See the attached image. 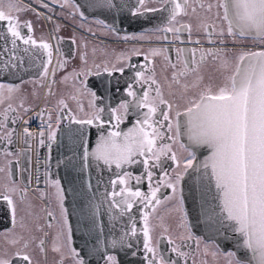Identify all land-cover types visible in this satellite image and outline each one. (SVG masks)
I'll list each match as a JSON object with an SVG mask.
<instances>
[{"label": "snow or ice", "instance_id": "1", "mask_svg": "<svg viewBox=\"0 0 264 264\" xmlns=\"http://www.w3.org/2000/svg\"><path fill=\"white\" fill-rule=\"evenodd\" d=\"M55 2L56 0H53V3ZM148 2L149 0H137L138 7L132 12V15L138 16L146 12L167 11L169 13L168 26L163 29H157V31L175 34L184 29L189 34L191 33L190 24L181 25L180 28L175 27L177 17L188 14V0H182V2L181 0H159L161 5H171L170 8L162 7L159 9L146 7ZM68 3L69 0H64V5ZM42 6L48 7L46 4ZM9 7L15 8V5L10 4ZM93 7L110 10L117 8L118 5L114 3V0H95ZM212 7L213 5L209 4L208 10L210 11ZM216 7L222 9L223 14L220 18L227 22L226 34L233 38V43L250 37L254 41L264 44V0H217ZM16 11H21V9L16 8ZM192 11L195 12V8ZM80 15L83 16V13H80ZM0 22L6 23L7 33L12 38V49L5 48L4 50L6 52L11 51L8 64L16 67L17 65L13 63V60H19L23 64V60L15 55L17 40H21L25 45L31 44L33 46H36L37 42L30 35H23L20 31L21 25L18 18L2 9H0ZM96 23L108 28L109 31H117L115 27L106 25L103 20H97ZM23 27L27 28L28 32L32 31L30 22H25ZM209 27L204 25V30L209 38L208 42L215 44L216 40L212 39V37L213 35H218L220 37L219 42L223 44L225 30L221 28L218 33H215L214 31H209ZM57 30H59V26H57ZM128 38V36L124 37V39ZM131 38L135 39L137 37L133 36ZM140 38L143 37L141 36ZM167 38V36L164 37V39ZM176 39H180V37L176 36ZM192 42L199 43L198 40ZM38 47L43 49L48 57L43 70V75L46 76L48 74L47 64L51 63L53 55L52 45L47 42H41ZM24 51L27 52L29 49L25 48ZM186 51L191 52V63L196 64L195 57L198 50L195 48L190 50L178 48V58ZM220 53V49L199 50L200 61L203 62L207 56L216 59ZM151 54L155 56L160 53L159 50L152 49ZM81 59H84V57H81ZM234 60L235 69L231 75L226 77L222 86H219L215 91L210 86L205 88L199 94L198 99L191 100L183 113L177 110L174 117L171 115L173 105L164 99L159 86L155 89V96H152L150 94L151 85H149V90H145L142 95H138L133 88V84H128L126 92L127 96L132 97V100H123L118 107H107L109 119L105 121L103 114L106 111V107L97 106L96 101L99 99L97 93L87 88L85 84V88L92 97L90 107L94 111L86 119H76L75 117H70V119L81 126L94 125L97 128H103L107 123L114 129H119L120 125L128 118L130 108L134 107L137 111L139 109H147L143 113V118L137 119L127 131L115 130L110 131L107 136L100 135L91 152L88 151L87 141L85 140L84 142L83 160L85 166H87L89 157H92L97 162H103L109 169H111L112 165H115L116 169H123L125 165L137 163L143 165L144 172L139 176L133 177L132 173L126 171L122 174L118 173L116 179L110 181L113 190L110 193H105V197L108 200L109 213L111 214L113 209H118L120 216H124L126 213L131 212L137 202L143 204L144 208H148L153 202L159 204L160 200L157 194L161 186L172 189L173 194L177 192L183 173L177 172L173 178L165 179L168 177V172L164 171V176L153 187L151 181L154 173L151 169L153 167L163 168L161 158L165 156L169 160L177 162V166H179L177 156L172 150V145L159 142L165 139V133L161 130L165 127L169 133L175 129L174 135L168 136L167 139L172 140L173 143L176 142L181 135L182 124L180 117L183 115L186 118L183 123V135L187 136L189 145L206 146L210 149V155L201 162L200 166L206 170V174L207 170L210 169L211 178L215 181V188L218 193V196L213 199L218 198L220 203L218 212L214 207L207 210L211 214L209 219H212L213 215L215 216L217 232H221L222 229L225 231L230 229L232 232L238 233L243 241V249L251 253L255 264H264V49L257 51L240 50L235 54ZM184 63L185 71H187L189 61L186 60ZM228 63L229 61L225 59L223 66L227 67ZM60 66L63 67V64ZM129 67L134 66L130 65ZM198 67L197 65L191 71H197ZM115 70L121 73L124 72V68ZM105 71H108V69L105 68ZM89 74L91 73H77V75ZM183 74L185 73L182 72L181 75ZM176 79V73H173V80ZM149 80L151 84L157 83L153 76L145 77L143 71H135V83H148ZM4 89L5 85L0 84V103L3 102ZM17 90L13 86H7L8 93ZM59 103L67 107L63 100H60ZM162 105L168 111L162 110ZM8 110L14 111L10 104L6 111ZM81 111H83L82 107ZM157 113L160 114L162 119H156ZM0 115L4 116V120H7L6 114ZM112 121H115V123L113 124ZM12 122L15 123V120ZM164 122H167V124L165 125ZM24 123H27V121ZM4 127L6 125L0 122V128ZM24 133L26 136L32 135L28 128H24ZM13 134L14 130H9L0 139H6L8 143H11ZM40 136L43 137L44 133L40 132ZM81 136H84L82 131ZM48 138L53 140L55 132L49 131ZM40 144H44L43 139L40 140ZM181 148L188 152V158L184 161V170L187 171L188 168L193 167L196 154L183 144H181ZM138 157H143L144 159L138 160ZM145 178L149 181L148 193L142 192L139 188L133 190L129 184L131 179H135L136 183L139 184ZM54 183L58 189L57 195L61 203L63 216L62 230L57 234V240H66L76 264H86L80 252L76 248L71 247L72 228L68 223L67 210L63 207L62 189L59 187L58 180ZM117 186H120L119 190H117ZM15 191V187L6 186L3 192H0V198L7 202L12 213L13 223H15V206L11 194ZM180 204L182 210V200ZM89 206L92 209L90 213L91 227L87 228V234L91 235L97 229L102 232L103 225L99 219L100 205L89 202V205L85 207ZM48 215L52 216L53 214L49 212ZM148 216L149 213L147 212H144L142 216L144 221L143 249L146 253H150L151 256H145L144 258L147 264H156L157 259L159 264H169L162 255H158L156 248L151 244V229ZM112 219H115V217L113 216ZM129 220H132L131 216ZM182 223L187 226L186 214L182 217ZM136 235L137 228L135 222H133L129 231L124 232L119 238L111 239L110 247L112 249L118 247L131 249L133 246L128 243V238ZM187 238L193 239L197 245L199 244V238L193 237L191 232H189ZM225 239L227 240V237ZM96 242L97 245L103 243L99 236L96 237ZM43 243V240H41L40 246L42 250ZM88 243V240H85L86 248ZM169 243L171 244L173 241L169 240ZM24 246L27 248V243ZM54 250L60 251V248L54 246ZM88 250L90 253L95 254L99 251V248L94 245ZM172 251L177 252L179 256L187 255L181 252L179 247H174ZM136 254L135 251L131 253L133 257ZM226 255L231 258L236 257V253L233 251H228ZM17 256L30 264V257L27 254L21 256L20 253H17ZM101 259L104 264H120L116 255L102 254ZM0 264H11V261L0 259ZM170 264H176V262L171 261ZM236 264H243V262L240 259H236ZM249 264H251V261H249Z\"/></svg>", "mask_w": 264, "mask_h": 264}, {"label": "flooded vegetation", "instance_id": "2", "mask_svg": "<svg viewBox=\"0 0 264 264\" xmlns=\"http://www.w3.org/2000/svg\"><path fill=\"white\" fill-rule=\"evenodd\" d=\"M134 2L133 5H136L137 0ZM188 2V14L178 16L175 27L180 28L181 25L190 24L191 33L189 34L187 30L181 29L179 33L174 34L171 32L157 31V29H163L168 26L169 13L167 11L146 12L143 15L134 16L136 18L134 20L137 24H142L152 18V22H149L150 20L145 22L144 25L146 26H143L141 30L137 31V33L132 31V28H127V26L123 28L115 27L117 31L112 32L103 25L96 23L97 19L95 18H92L91 20H83L77 10V4L74 2L72 3L71 0H69L67 5H64V0H58L57 4L60 8H72L75 17H71L70 20H73L75 23L74 25L76 26L72 27V29L67 28L65 33H62L61 41L68 44L66 52H68L70 58L66 60L65 67L62 70V77H60L59 72L61 69L60 65L63 62V53H60V56L55 57L54 66L50 74V77L53 79L57 77L56 84L50 92L52 105L51 109L48 110L50 112L49 116L54 132L56 133L61 126L68 127L71 124H74L75 122H72L73 120H71L70 117L86 119L94 111V109L90 107L92 97L85 88V84L87 85V88H90L97 93V96L99 97L96 101L97 106L106 107V111L103 114V119L105 121L109 119L107 107H118L119 103L123 100H132V97L127 96L126 89L128 84H133V88L137 91L138 95H142L145 90H149V85H151L150 94L152 96H155V89L159 86L164 99L173 105L171 115L174 117L177 110L181 113L184 112L181 108V104L187 103L186 105L189 106V102L198 99L199 94L205 88L210 86L213 91H215L219 86L224 84L226 77L231 75L235 69L234 56L237 52L240 50L257 51L256 45L259 42L254 41L252 38H245L233 43V38L227 36V22L220 18L223 13L222 9L216 7L217 0H188ZM209 4L213 5L210 11L208 10ZM201 5H203V7H201ZM146 7L159 9L162 7L170 8L171 5L164 6L159 3V0H149ZM193 8H195V12L192 11ZM25 13L29 16L28 12L23 9L12 14V16L18 18L21 25L20 31L24 28L23 25L25 22H30L33 24V33L31 37L36 42L48 43L47 37L44 38V41L40 39L46 35L43 33V26L40 23L41 20L35 16L30 20L26 18ZM152 23H154V26L150 27ZM204 25L210 26L209 31H214L215 33H218L219 30L223 28L225 30V36L223 38L224 43L221 44L219 42L220 37L218 35H213L212 37V39L216 40L215 44L209 43V38L204 30ZM144 35H147L148 38H140L141 36L144 37ZM125 36H128L129 38L124 39ZM133 36H136L137 38H131ZM165 36L168 38L164 39ZM176 36H179L180 39H176ZM57 37L60 38L61 35L58 34ZM100 38L121 40L122 42H107ZM196 40H198L199 43L192 42ZM56 45L57 48L61 47L60 40L59 44L57 43ZM261 45L264 49V44ZM178 48L186 50L193 48L197 49L198 51L195 57L196 64L191 63L192 55H188V52L190 51H186L178 58ZM152 49L159 50L160 54L153 56L151 54ZM207 49H220L221 53L216 59L207 56L205 60L201 62L199 50ZM56 52H60V49ZM101 52L109 53V56H101ZM114 52H120L121 54H116V57ZM171 54L174 55L172 56ZM81 57H84V59H81ZM145 57H147V59H145ZM225 59L229 61L227 67L223 66ZM186 60L189 61L187 71H185L184 63ZM130 65L134 67H129ZM173 65H175V67H173ZM197 65L199 66L198 70L191 71V69L197 67ZM105 68H107L108 71H105ZM119 68H124V72L121 73L120 71L115 70ZM135 71H143L145 77L153 76L157 83L151 84L150 80L148 83H135ZM81 72H90L91 74L77 75V73ZM182 72L185 74L181 75ZM173 73H176V80H173ZM115 74H118L121 79L112 78ZM206 76L210 77L206 78ZM65 77H67V79H65ZM215 79H217L216 84H214ZM206 80L207 82H210L209 86L207 85V82H205ZM4 85L13 86L17 89L16 85ZM23 87L24 88L20 91H17L18 100L15 102L16 104L11 105V107H16H12L14 111H6L8 107L4 105V107H2V105L0 106V114H6L7 120L8 118H11L7 125V120H4V116L0 115V122L6 125V127L0 128V137L4 136L7 131L14 130V137L12 136L11 143H8L6 139H2L3 141L0 139V146L4 144L3 150L0 149V169H2V171H0V181H7L8 187H15L16 191L11 194L14 206L18 201L25 200L24 207L30 208L31 206L27 203L36 201L33 197V194L35 193L38 208H35L34 210V217L27 214L22 222H19L16 218L18 210L15 209V223H13V216H11L12 224L0 231V259H8L11 261V264H29V262H25L17 256V253H20L21 256L27 254L30 257V264H76V260L71 254L66 240H57V234L62 230L63 216L60 210L58 211L59 208H56L55 195L58 200V189L54 182L58 180L60 187L61 180L58 177L54 178L50 182L51 185L45 191L41 188L40 191L35 189L30 190L29 186L32 184V171L28 168L26 169V181H21V171L19 172V169H22L20 160L23 156L20 154V147L18 145L19 140L17 142L18 127L24 122L23 115L33 107L32 100H37L44 92V87H34L30 84V81L26 82ZM199 88L200 93L197 91ZM193 94L197 96L193 97ZM60 100H63L67 107L61 105L59 103ZM81 107L83 108V111H81ZM161 109L168 111L163 105L161 106ZM146 111L147 109H139V111H137L134 107L130 108L128 118L120 125L119 129H114L107 123L104 126L108 127L111 131L119 130L123 132L127 127V123L133 121L134 124L137 119H142L143 113ZM61 117H63V122L68 124H62ZM156 119H162L159 113H157ZM13 120H15V123L12 122ZM112 123L114 124L115 121H112ZM164 123L165 125L167 124V122ZM9 125H13L15 128H10ZM161 130L165 133V139L159 143L172 145V150L177 156L179 166H177V162L169 160L166 156L162 157L163 170L161 173L158 172V168L160 167H153L151 169L154 173L151 181L153 187H155L161 177L164 176V171L168 172V177L165 179L173 178L177 172L183 174L186 173L184 170V161L188 158V152L184 151L185 156L181 159V152L184 150L181 148V137L180 140L177 139L176 142L173 143V141L167 139V137L174 135L175 129H173V132L171 133L167 131L166 127ZM9 147H12L13 154L8 152L7 149ZM26 148L27 147L25 146L23 153H25ZM143 159V157L138 158V160ZM12 163L16 165L15 169L17 168L15 172L16 179L12 178L10 172V166ZM180 166H182V168ZM136 167L137 172H130L133 177L139 176L144 172L142 164L137 163ZM129 184L133 190L139 188L145 193H148L149 191V181L146 178L139 184L136 183L135 179H131ZM181 186L182 180L179 182L178 190L175 194H173L172 189L170 194L167 187L161 186L160 191L157 194L160 200L159 204L153 202L148 208H144L143 204L137 202L130 213H126L122 216L121 221L128 230H130L132 223L135 222L137 235L132 237L133 240L129 241V243L132 244V248L135 250L139 247H141V249L136 252V261H129L127 259L129 257H125L121 260L116 254H112L118 257L120 264H147L144 257H150L151 254L146 253L143 249V213H149L148 221H150V219H160L161 221L169 219L168 222H170L175 219L173 213L177 210H174V201L178 195L180 196L179 203L182 200ZM60 189L62 188L60 187ZM164 189H166V191ZM3 190L4 189H0V192H3ZM39 194L43 198L49 197L51 202L47 210H45L43 202L39 198ZM169 197L171 198L169 199ZM0 201L4 200L0 198ZM20 209L22 210L23 208L20 207L19 210ZM168 209H172L169 213V218ZM182 210L185 215L186 212L183 208V204ZM49 212L53 215L49 216ZM28 213L32 214V211L29 210ZM130 216L132 217V220H129ZM178 218L179 216H177V219ZM16 219L18 221L17 223ZM68 223L70 225L69 218ZM173 231L178 237L170 238L166 236L167 234H164L157 239V242L151 237L152 246L156 248L158 255H162L164 260L169 262V264L171 261H175L176 264H236L237 257H228L226 255L227 252L220 250L214 245V243L208 242L203 237L199 240V243H202V245H197L195 240L188 239L189 232H191L193 237L197 236L190 228L188 218L187 226H184L181 222L180 227L176 226ZM74 237L75 235L72 229L71 247L76 248L81 255V251L75 245ZM41 240L44 242L43 250L40 246ZM169 240L173 241V243L170 244ZM25 243H27V248L24 246ZM54 246L59 247L60 251H55ZM174 247H179V250L187 255L179 256L177 252L172 251ZM206 247L208 248L206 249ZM210 249H212L213 252H210ZM214 252L217 254L216 257L213 255ZM82 258L84 259V257ZM225 260L229 262H226ZM101 264H104V261ZM156 264H159L158 259Z\"/></svg>", "mask_w": 264, "mask_h": 264}, {"label": "water", "instance_id": "3", "mask_svg": "<svg viewBox=\"0 0 264 264\" xmlns=\"http://www.w3.org/2000/svg\"><path fill=\"white\" fill-rule=\"evenodd\" d=\"M133 2L134 0H114L118 7L109 10L93 7L95 0H81L80 13L86 16H95L113 27L123 28L131 23L129 16L132 15L137 6L133 5ZM88 4L90 5L86 6ZM4 30L7 35H10L7 33L6 27H4ZM20 42L22 41L19 40V45H21ZM3 45V47H0L3 51V54L0 53V76L5 77L4 82L19 83L25 78L41 75L48 57L45 51L38 47L39 44L36 46L24 44L25 48L37 51H35L36 53L32 56L33 60L29 63L24 61L19 50L15 51V55L23 60V64L19 60H13V63L17 65L16 67L8 64L11 51H4L5 48L11 50L10 45L12 44L3 43ZM36 61L39 62V66L32 70ZM185 119L183 115L180 117L182 124L181 140L185 146L196 154L195 164L186 174L183 189V199L192 226H195L197 232L207 240L214 241L223 250H231L242 260L248 263L251 261V264H255L251 253L243 249V241L238 233H234L230 229L227 231L222 229L221 232H217L215 216L213 215L212 219H209L211 214L207 210L214 207L218 212L220 203L218 198L213 199L218 196V193L215 188V181L211 178L210 169L207 170L206 174V170L200 166L201 162L210 155V149L206 146L189 145L187 136L183 135ZM81 131L84 133L83 137ZM108 133L109 131L105 128L89 125L81 126L79 124L71 126L69 129H65L59 137L52 159L53 165L58 168L59 175L62 178L63 189L67 198L66 203L69 204L68 209L70 207V222L75 235V245L81 250L82 256L89 264L101 262L102 254L117 253L121 257L128 255L127 248L112 249L110 247L111 239L119 238L126 231L121 227L119 210L113 209L112 213H109L105 193H108L107 189L110 181L117 177L118 173L121 174L123 171L132 168V165H125L123 169H116L115 165H112L109 169L103 162H97L92 157H89L87 166H85L83 160L85 140L87 141L88 151L91 152L99 136H107ZM185 189L189 199L188 206L187 199L184 196ZM89 202L100 205L99 219L103 225L102 232L97 229L91 235L87 234V228L91 227L90 213L92 209L90 206L85 207L89 205ZM113 216L115 219H112ZM97 236L103 241L100 245H97ZM225 237H227V240ZM85 240L89 242L87 248L85 247ZM94 245L99 248V251L95 254L90 253L88 250Z\"/></svg>", "mask_w": 264, "mask_h": 264}, {"label": "bare ground", "instance_id": "4", "mask_svg": "<svg viewBox=\"0 0 264 264\" xmlns=\"http://www.w3.org/2000/svg\"><path fill=\"white\" fill-rule=\"evenodd\" d=\"M14 3H21L23 4V6H25V11L28 12L29 16L26 15V18L28 19H32V17H37L39 18L41 21L40 23L43 26V33H45L46 35L43 38H40L41 40L44 41V38H48V43L52 45V60L50 64H47L48 67V74L45 76L43 75V73H41V75L39 77H29V78H25V80L16 83L14 85L17 86V91H20L23 87V85L26 82L30 81V84H32L34 87H44L43 90L44 92L41 94V96H39V98L37 100H32L33 103V107H31V110H29L26 114L23 115L24 118V122L27 121V123L22 122L20 124V126L18 127V131H17V142L19 140V147H20V154L23 156L22 159L20 160V164L22 165V169H19V172L21 173V181H26L27 179V175H26V169H30L32 171V184L29 186L30 190H39L40 188L45 191L51 184L50 182L56 178V175L59 174L58 169H55V166L53 165V154H54V150L56 147V144L59 140V137L62 135L65 126H61L59 128V130L55 133V138L53 140H49L48 138V134L49 131H54L52 122L50 120V112L48 111L47 108L51 109V105H52V101H51V96H50V92L52 90V88L55 86L56 81H57V77L55 79L50 77L51 71L53 69L54 66V62H55V57L56 56H60V53H63V67H61L59 75L60 77H62L63 75V69L65 67V63L67 59L69 58L68 52L67 51V47L68 44L64 43V41H61L62 39V33H65L66 29H72V27H75L76 25H74L75 23L73 22V20H70V18H74L75 15L73 14V10L72 8H60L57 4L58 0H56L55 3H53V0H11ZM72 3L74 2L75 4H77V10L80 14V4L78 2H76V0H71ZM48 5L47 8L43 7L42 5ZM90 4L86 5L89 6ZM33 12V13H31ZM80 17L83 20H91L92 18L97 19L95 16H86L83 15ZM130 17V24L127 25V28L131 29L132 31H135L137 33V31L141 30L144 25L145 22H152V18L143 22L142 24H137L135 22L136 19L134 16H129ZM98 20V19H97ZM105 23V22H104ZM106 25H108V23H105ZM32 25V31L28 32L27 28H22V34L25 36L28 35H32L33 33V24ZM151 25V24H150ZM57 26H59V30H57ZM128 26H133V27H128ZM154 23H152V25L150 27H153ZM4 27L7 28V25L5 22H0V47H3V43H11V36L7 35L5 33ZM135 28V29H134ZM144 29V28H143ZM37 32H39L38 30H36ZM60 34L61 37H57V35ZM87 36V35H86ZM144 39H147L148 36L144 35L143 37ZM101 40H105L107 42H122L121 40H114V39H109V38H100ZM59 40H60V45L61 47L57 48V43L59 44ZM21 45H19V40H17L16 42V48L15 51L19 50L20 55L23 56V59L26 63H29L33 60L32 56L37 52L34 49L29 50L28 52H25L24 49V44L22 42H20ZM19 46V48H18ZM11 49H12V45H10ZM32 47V46H31ZM58 49H60V52H56ZM36 51V52H35ZM3 51L0 49V53H2ZM172 53V52H170ZM176 53V52H175ZM174 53V54H175ZM191 52H188V55L191 56L190 54ZM174 54H171L172 56ZM111 55V54H110ZM101 56H109V53H102L101 52ZM39 66V62L36 61V63H34L32 70H35L37 67ZM46 78V79H44ZM112 78L114 79H121V77L118 74H115L114 76H112ZM0 81H5V77L0 76ZM43 82V83H42ZM1 84H7L6 82H2ZM17 91H14L12 93H8L7 92V86H5V89L3 90V102L0 103V106L2 105V107L6 106L8 107L9 104L10 105H15L18 100V94ZM22 96V95H21ZM10 97V98H9ZM25 103V100H24ZM4 105V106H3ZM14 107V106H12ZM16 108V107H14ZM63 115V114H61ZM11 120V118H8L7 120V125L9 123V121ZM61 122L62 124H68V123H64L63 122V117H61ZM74 122V121H72ZM133 124V121L127 123L126 125H131ZM10 128H15V126L13 125H9ZM24 128H28L29 131L32 133L31 136H26L24 133ZM40 132L44 133V136L41 137L40 136ZM14 137V134H13ZM43 139L44 140V144L41 145L40 144V140ZM2 140V139H1ZM3 141V140H2ZM24 142V145H23ZM26 148L25 153H23V150ZM4 148V144H2L0 146V149L3 150ZM8 152L10 154H13V150L12 147H9ZM190 151H193L191 149H189ZM27 151H31V152H27ZM24 154V155H23ZM26 157V160H25ZM195 164V161L193 162V166ZM31 165V166H29ZM16 165L14 163L11 164L10 166V172L12 174V178H15V169ZM191 168H189L190 170ZM163 169L162 168H158V172L161 173ZM188 170V171H189ZM127 172H137V167L133 168ZM139 172V171H138ZM9 174V173H8ZM38 180V181H37ZM14 181V180H13ZM8 187V182L7 181H0V189H4L5 187ZM60 187L62 188L63 194H64V208L66 206L67 209V214H68V218L71 220L70 218V207L68 209L69 204L66 203V194L63 190V184H60ZM120 186H117V190H119ZM183 189H184V181L182 182V186H181V190H182V194H183ZM166 191V189H164ZM53 191V189H52ZM112 191V186L111 184L109 185V188L107 189V192L110 193ZM184 196L187 199V206H188V196L186 193V189L184 191ZM39 198L41 199V201L43 202V205L45 207V210H47L49 208L50 205V199L49 197L43 198L40 196L39 194ZM183 208L186 212L187 218H188V222L190 225V228L192 229V231L196 234V235H200L203 238H205L202 234L197 232V228H195V226H192V223L190 221L189 218V214L188 211L185 207V202L183 201ZM12 214L11 211L9 209V206L7 204V202L5 201H0V231L2 229H4L5 227H8L9 225L12 224ZM11 219V221H10ZM69 220V221H70ZM9 223V224H8ZM71 225V223H70ZM72 227V225H71ZM73 229V227H72ZM75 239V238H74ZM205 240H207L205 238ZM208 242L214 243V245H216L220 250H223L220 246H218L217 244H215L214 241L211 240H207ZM139 249H141V247H139L138 249H128V255H126L129 261H136V257L132 256L131 253L133 251L138 252ZM225 252L231 251V250H223ZM236 257L238 259H240L243 263L245 264H249L248 262H246L245 260H242L241 258H239L237 255ZM100 258V257H99ZM98 258V259H99ZM103 262V260L101 262H95L94 264H101Z\"/></svg>", "mask_w": 264, "mask_h": 264}, {"label": "rangeland", "instance_id": "5", "mask_svg": "<svg viewBox=\"0 0 264 264\" xmlns=\"http://www.w3.org/2000/svg\"><path fill=\"white\" fill-rule=\"evenodd\" d=\"M10 4H12V5H15V8H10L9 7V5ZM16 8H19V9H25V6H23V4H21V3H14V2H12L11 0H0V9H2L3 11H5L6 13H10L11 15L14 13V12H16ZM27 11H29V10H27ZM31 13H33V12H31ZM116 54H121L120 52L119 53H117V52H114V55L117 57V55ZM208 77H210V76H206V78H208ZM197 78V77H196ZM203 80H204V78H203ZM205 82H207V80L205 81ZM216 82H217V79H215L214 80V84H216ZM209 84H210V82H207V85L209 86ZM214 84H212V85H214ZM197 91L200 93V88L199 89H197ZM197 95H194L193 94V97H196ZM187 104V103H186ZM186 104H181L182 106H181V108L183 109V110H185V108L186 107H188V105H186ZM80 113H82V112H80ZM179 140H180V137L178 138ZM181 144H183V142H180ZM184 145V144H183ZM183 150V149H182ZM184 151L185 150H183V152H181V159H183L184 158V156H185V153H184ZM181 168H182V166H180ZM188 170V169H187ZM186 173H187V171H186ZM186 173H184L183 174V178H182V182L184 181V179L186 178ZM169 189V192H170V194H171V189L170 188H168ZM34 193V192H33ZM34 195V196H33ZM33 195H31V196H33L34 197V200H36L37 201V198H36V194L34 193ZM181 195H182V192H181ZM180 198V196L178 195L176 198H175V201H174V204H175V206H174V210H177V211H175L173 214L175 215V219H173V220H171L170 222H168L169 221V219L168 220H164V221H161L160 219H158V220H156V219H150V221H149V227H150V229H151V231H150V234H153V235H150L151 237H152V239L155 241V242H157V239L160 237V236H163L164 234H167L166 236L167 237H170V238H175V237H178V236H176V234L174 233V228L176 227V226H179L180 227V224H181V222H182V216H184V214H183V210H181L180 209V203H179V199ZM55 199H56V208L58 209V211L60 210V212H61V203H60V200L58 199L57 200V198H56V195H55ZM31 202V203H27L28 205H30L31 207L30 208H25L24 207V204H25V200H21V201H18V203H15V209H17L18 211H17V219L19 220V222H22L23 220H24V218L26 217V215L28 214V215H31V216H33V213H34V210H35V208H38V206H37V202ZM20 205H22V206H20ZM23 208L22 210L20 209L19 210V208ZM63 207H64V205H63ZM65 209H66V206H65ZM29 210H31L32 211V214H29L28 212H29ZM67 210V209H66ZM169 211H168V218H169V213H170V211L172 210V209H168ZM61 214H62V212H61ZM68 216V215H67ZM177 216H179V218L177 219ZM34 217V216H33ZM17 219H16V223L18 222L17 221ZM70 220V219H69ZM196 237H198L199 238V240L201 239V237L202 236H200V235H197ZM205 239V238H204ZM154 245H156V244H154ZM199 245H202V243H199ZM208 247H206V249H207ZM210 252H213L212 251V249H210ZM215 253V252H214ZM115 254V253H114ZM215 257L217 256V254L215 253V254H213ZM223 260V259H222ZM226 261V260H225ZM226 262H229V261H226Z\"/></svg>", "mask_w": 264, "mask_h": 264}]
</instances>
